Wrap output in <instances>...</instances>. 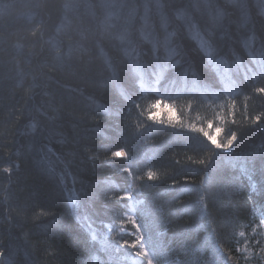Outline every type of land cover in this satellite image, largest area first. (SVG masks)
<instances>
[{"label": "trees", "instance_id": "trees-1", "mask_svg": "<svg viewBox=\"0 0 264 264\" xmlns=\"http://www.w3.org/2000/svg\"><path fill=\"white\" fill-rule=\"evenodd\" d=\"M118 1L0 0V264H111L104 223L121 225L130 203L136 212L126 227L139 225L144 242H154L151 264H264V93L256 91L264 72L254 61L264 64V6L120 0L132 9L108 16ZM95 19H106L119 43L98 38ZM129 42L134 61L122 54ZM181 57L177 69L191 62L215 92V64L240 63L251 77H236L238 92L216 102L138 92L136 66L152 74ZM157 101L178 118L164 108L151 119ZM216 128L221 143L237 135L232 148L211 144L205 133ZM48 147L52 163L41 164ZM229 155L248 172L225 163ZM143 210L157 229L145 228Z\"/></svg>", "mask_w": 264, "mask_h": 264}, {"label": "rangeland", "instance_id": "rangeland-1", "mask_svg": "<svg viewBox=\"0 0 264 264\" xmlns=\"http://www.w3.org/2000/svg\"><path fill=\"white\" fill-rule=\"evenodd\" d=\"M223 2V1H222ZM224 3V2H223ZM107 4H109V3H107ZM107 4H105V5H107ZM116 4H118V5H115V3L113 4L112 2L110 3V5H112L113 6V8H110V7H108V6H106V14L109 16L110 14H114V13H117V11H120V12H123L122 11V9L123 8H128L129 10H131L132 9V7L130 6V5H128V4H124V2H121L120 0L118 1V3H116ZM208 4H209V2L208 1H201V2H199V6L200 5H202V6H208ZM225 4H226V1H225ZM225 4H223L224 6H225ZM150 6V5H149ZM214 7H215V5H214ZM244 9L245 8H243V13H245V11H244ZM216 12H217V10H216ZM127 13V12H126ZM218 13V12H217ZM246 13H248V8H247V6H246ZM210 17L211 18H214V19H217V17L218 16H215L214 17V15H213V12L210 10ZM131 17H133V15L131 16ZM156 19L158 20L159 19V17L160 16H158V15H156ZM121 19H122V17H121ZM245 19L246 18H243V20L245 21ZM96 20V19H95ZM97 21V20H96ZM166 19H164L163 20V22H162V24H166ZM106 23V19H105V21H102V22H99V19H98V21L96 22V26H97V28H99L100 29V31L98 32V38H102L104 35L106 36L107 35V37H108V40H110L111 42L112 41H116L117 42V38H118V35L116 36H114L113 35V33H111V28H110V26L109 25H106L105 24ZM186 23L187 24H191V25H193L194 23H193V19L192 18H188L187 20H186ZM216 26H218V25H216ZM142 27L145 29V22H143V25H142ZM157 28L159 27V25H157L156 26ZM110 30V32H107V31H109ZM163 36H165V37H167V38H169V34H162ZM117 43H119V42H117ZM116 44V43H115ZM125 44V46L122 48V54H124V55H126L127 57H129V55H132L131 54V51H133L134 49H133V47H132V45L130 44V43H128V44H126V43H124ZM145 43L144 42H142V43H140V44H136V45H138L139 46V48H142V45H144ZM117 45V44H116ZM171 46V45H170ZM127 53V54H126ZM97 54H98V58L100 57V59L102 58L101 56L102 55H104V53L102 52V51H100L99 50V48H98V50H97ZM135 54V53H134ZM48 158H50V157H48ZM69 198H70V200H71V202L72 203H74L75 202V199H76V196H75V194L74 193H69ZM143 209H145V208H143ZM76 210V209H75ZM77 210H78V207H77ZM129 210V209H128ZM144 211V210H143ZM124 218H125V220H129V219H131L132 218V215L131 214H127V215H124L123 216ZM144 217H145V220H146V224H144V226H145V228H156L157 229V225H156V223H155V216L151 213V212H149V211H144ZM83 223L87 226V227H89L90 228V225H89V223L87 222V220L85 219V218H83ZM92 231H93V229L92 228H90ZM123 231V230H122ZM141 227L138 225L137 226V231H136V234H138L137 235V241H138V243L137 244H134V245H132L130 248L132 249V250H138L139 252H141V253H146V250H147V248L148 247H151V246H153V244H154V242L151 240L150 242L149 241H147L146 240V242H143V240H142V238H141V236H140V234H141ZM111 233V229L108 227V229H107V231H105L104 233H103V238L106 240V238L108 237V235ZM152 234H156V232H155V230H152ZM93 236L94 237H97V238H99L100 239V241H101V237L98 235V234H96V233H93ZM102 249L103 250H107V251H110V252H115V253H118V254H120V255H122L121 253H120V251H118V250H114L113 248H112V243L110 242V241H105L103 244H102Z\"/></svg>", "mask_w": 264, "mask_h": 264}, {"label": "snow or ice", "instance_id": "snow-or-ice-1", "mask_svg": "<svg viewBox=\"0 0 264 264\" xmlns=\"http://www.w3.org/2000/svg\"><path fill=\"white\" fill-rule=\"evenodd\" d=\"M258 3L262 6H264V0H258ZM165 46H167L166 42H165ZM127 54V53H126ZM175 56L178 57L179 56V53L176 51L175 52ZM169 59H173V56L170 54L169 56ZM183 58H178L175 60V64H173L172 66L175 67L176 64H180L181 63V60ZM185 64H187V68L184 69V72H185V75H187L189 72H191V74L194 76L195 73L192 71L193 69V65L191 62H184ZM259 68H260V71L261 72H264V64H260L259 65ZM155 75V80L152 84V90H156V85L160 84V81L162 79V71L161 72H157V73H154ZM116 80V79H115ZM114 80V81H115ZM113 81V82H114ZM140 87L142 89H145L147 90L146 86H145V82L143 80V77H141V83H140ZM256 91L260 92V93H264V88H257ZM154 107L157 109V112L154 113L150 118L151 119H157L160 115H161V109H164L166 108L168 114H169V119H177L178 116H177V113H176V110L171 107V105H164L162 101H157L156 105H154ZM257 120L260 119V117H257L256 118ZM210 128L213 127V125H209ZM223 131V129H220V128H216L215 129V134H212V133H205V135L207 136L208 140L211 142L212 145H214V147L216 149H220L222 151H227L228 149L232 148L233 146V143L235 141H237L238 137L235 133H233L230 137V139L227 141V143H221L220 140H219V136H220V133ZM52 153V149L51 148H48L47 149V152L44 153L45 155V160L41 161V164H44L46 161H47V157L49 154ZM114 155L116 157H123L126 155V153H124L123 151H117L114 153ZM151 175V174H150Z\"/></svg>", "mask_w": 264, "mask_h": 264}, {"label": "bare ground", "instance_id": "bare-ground-1", "mask_svg": "<svg viewBox=\"0 0 264 264\" xmlns=\"http://www.w3.org/2000/svg\"><path fill=\"white\" fill-rule=\"evenodd\" d=\"M152 58L148 59V62L151 60ZM153 61H155L156 59H152Z\"/></svg>", "mask_w": 264, "mask_h": 264}]
</instances>
